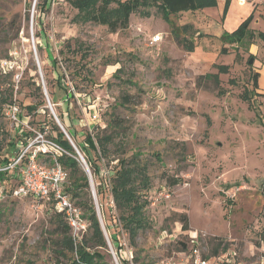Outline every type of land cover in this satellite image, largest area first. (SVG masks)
Here are the masks:
<instances>
[{
    "label": "rangeland",
    "instance_id": "obj_1",
    "mask_svg": "<svg viewBox=\"0 0 264 264\" xmlns=\"http://www.w3.org/2000/svg\"><path fill=\"white\" fill-rule=\"evenodd\" d=\"M247 1L239 5L234 0L227 17L220 14L227 33L250 14L253 30L264 31V0ZM37 2L0 0V63L14 64L7 75L0 67V96L8 99L14 94L18 73L15 95L24 123L7 120L2 114L5 101L0 103V163L10 141L21 138L20 127L28 134L45 131L55 137L53 125L58 124L42 88V96L36 90V85L41 87L37 57L54 112L67 127L72 124L75 144L83 145L85 133H92L103 175L114 171L118 157L132 152L148 162L145 216L150 226L139 231L136 240L145 261H179L181 243L187 252L199 246L210 255L222 241L218 253L226 257L224 264H264V94L248 92V100L241 96L251 87V73L264 64L262 40L256 37L262 46L249 53L221 36L204 31L197 35L209 22L200 11L187 13L191 22L179 25L178 16L168 14L165 19L157 7L142 8L130 15L128 27L113 32L105 25L74 22L77 10L65 0H47L49 8L42 13ZM171 29L179 43L172 32L164 37ZM157 33L162 39L151 44ZM184 42H192L193 51L186 50ZM223 47L226 52H221ZM223 64L227 71L220 72ZM207 73H216L218 79L202 77ZM58 74L73 92L67 99L57 84ZM126 94L129 101L119 104ZM41 98L45 104L37 110L26 108ZM67 113H72V120ZM111 117L122 122L110 134L106 157L94 139L93 125L101 131ZM12 149L11 161L22 145L15 143ZM78 149L86 160V153ZM39 162L47 164L48 157ZM104 201L116 219L111 197L106 195ZM182 215L188 218L187 230L182 229ZM55 219L53 209L34 197L0 200V264H69V254L55 252V241L64 234ZM114 229L119 255L135 264L127 234L118 222ZM101 251L109 264H115L114 258L121 264L111 243Z\"/></svg>",
    "mask_w": 264,
    "mask_h": 264
},
{
    "label": "trees",
    "instance_id": "obj_2",
    "mask_svg": "<svg viewBox=\"0 0 264 264\" xmlns=\"http://www.w3.org/2000/svg\"><path fill=\"white\" fill-rule=\"evenodd\" d=\"M70 6L77 10L72 20L74 22H92L95 24L105 25L110 31H117L128 27L129 18L135 11L147 8L157 7L163 17L166 19L168 14H176L183 10H197L206 6H214L216 0H65ZM114 4V5H113ZM47 0H38L36 8L39 12H46L49 8ZM227 5H225L226 9ZM40 13V14H41ZM39 18L40 19V15ZM144 14H148L147 11ZM253 14H250L245 18L240 25L231 33L224 32L222 37L226 43H235L236 47L243 46L246 49L254 42L255 38H260L264 42V31H255L250 28ZM185 28V27H184ZM174 39L177 43L180 42L178 35L171 29ZM185 38V37H183ZM186 49L191 50L193 43H184ZM237 51V50H236ZM221 52H226L225 47L221 49ZM238 53V51H237ZM239 56V55H238ZM251 56V55H250ZM249 56V57H250ZM57 67V65H56ZM227 65H220L218 70L227 71ZM59 73V72H58ZM258 76L257 71H253L251 77V87L248 85L243 91L241 96L244 100H248L247 93L250 92L253 95H257L256 89L258 88ZM202 77L218 79L217 74L207 73ZM63 75L57 76L58 86L64 90L66 99L68 98V89L61 81ZM36 90L42 91L40 85H36ZM72 96V94L70 95ZM120 103L128 102L129 95H123L120 97ZM5 96H0V103L6 101ZM252 99V96H251ZM52 100V99H51ZM52 102H54L52 100ZM45 102L41 98L38 103H30L26 105V108L30 111L37 110L38 105H44ZM249 105L250 102H249ZM251 107V106H250ZM258 106H253L256 112L260 110ZM46 108V107H44ZM68 114V113H67ZM70 120H72V113L68 114ZM58 118L69 133V135L75 139L76 131L71 126H66L62 121L61 114H58ZM122 120L117 117H111L108 123L101 129L97 125H93L95 131L94 139L98 142L99 147L102 150V156H108L109 148L108 143L112 140L111 135L116 128L121 125ZM55 137H52L58 145H60L68 154H62L58 157L59 162L68 171V183L66 190L70 193L72 199H76L75 203L82 208L83 217L88 221V227L86 233H84L79 239L73 238L69 225L65 222L61 213L54 211L55 222L57 226L64 230V234L61 239L56 240L55 252L62 255L69 254V264H109L105 258V253L101 249H108L107 239L104 231L101 227V222L97 216L94 199L90 194V185L88 176L85 171L80 167L76 153L71 144L64 136L59 127L54 124ZM73 128V131L71 130ZM110 130L109 134L107 131ZM103 132V133H102ZM115 132V131H114ZM117 132H121L120 129ZM27 134L28 132L25 131ZM16 139L10 141L3 153V163L7 164L9 160V153L15 147ZM83 145L76 143L77 146L86 153V161L89 165L92 178L94 179V188L96 193V200L99 207L101 220L108 235L109 241L116 249V255L121 264H129L128 260L122 258L119 255L118 231L114 228L117 222L120 228L127 234L128 242L134 249L133 261L135 264H152L145 261L144 255L141 256V249L137 247V236L139 231L144 230L150 226L148 218L145 216V207L148 205L147 191L149 190V175H148V162L141 161L139 154L132 152L130 155L118 157L117 167L109 175H103L101 164L98 162L100 156H97L96 146L92 140V133L86 132L84 136ZM93 151V156L90 155V151ZM16 171H2L0 172V181L4 182L7 187L12 185L14 181H11V177H16ZM177 182V179H174ZM111 197V200L117 211V222L114 215L110 213V208L105 205V196ZM182 223V229H189L188 218L186 215H182L180 218ZM111 225L114 227L111 230ZM222 241H217L212 248V254H217ZM60 247V248H57ZM186 244L181 243L180 251L186 250Z\"/></svg>",
    "mask_w": 264,
    "mask_h": 264
},
{
    "label": "built area",
    "instance_id": "obj_3",
    "mask_svg": "<svg viewBox=\"0 0 264 264\" xmlns=\"http://www.w3.org/2000/svg\"><path fill=\"white\" fill-rule=\"evenodd\" d=\"M33 11L34 6L32 8V16ZM161 39L162 36L160 33L154 34L150 38V43H157ZM33 48L35 52L34 41ZM36 65L37 71L40 75L41 88L43 87V93L45 97L48 98L37 57ZM0 67L2 69V73L7 75L8 73L12 72L14 64L11 63V61L3 60L2 63H0ZM14 78L16 84L14 91L16 92L19 74L15 73ZM15 92L5 101L2 114L7 120L18 125L19 123H23V121L21 119V107L16 101ZM68 94V96L73 94V92L70 91V88L68 89ZM47 103L52 115L57 117L49 98ZM92 118H96V115L93 114ZM57 119L60 122L58 117ZM60 126L63 128L66 136L73 143V146L77 150V152H75V158L77 159L78 163H80L84 169H89L88 163H86V160L84 159L76 144L73 142L67 130L62 124ZM17 130L21 138H18L16 143H20L22 145V150H20V153L16 159H13L12 161L10 160L5 165H0V172L15 170L17 176L15 177L14 183L9 185V187H7L4 182L0 181V200L7 198L34 197L35 199L42 201L43 203L49 205V207H51V209L54 211L62 214L65 222L69 225L71 235L73 238L77 239L79 234L82 236V234L87 231L88 221L83 217L82 208L73 201L70 193L66 190V185L68 183V171L59 162L58 157L62 154H68V152L58 145L52 137L47 136L45 131L43 133H32L31 131L30 134H26V130H24L22 127L18 128ZM34 143L39 144L34 145ZM41 157H48L47 164L39 162V158ZM90 190L93 193L95 192L94 187L90 188ZM165 195L169 196L167 193ZM104 234L106 235L105 237L107 239V233L104 232ZM207 253L208 252L206 251L203 252L199 246H193L188 252L181 251L178 253L179 256H181L179 261H175L173 257H170L161 261L160 264H218L217 262L224 264L226 257L221 255V253L210 255H207ZM114 260L115 264H118L116 258H114Z\"/></svg>",
    "mask_w": 264,
    "mask_h": 264
},
{
    "label": "crops",
    "instance_id": "obj_4",
    "mask_svg": "<svg viewBox=\"0 0 264 264\" xmlns=\"http://www.w3.org/2000/svg\"><path fill=\"white\" fill-rule=\"evenodd\" d=\"M232 1H234V0H231L230 4H231ZM235 1L239 5H244V4H246L248 2L247 0H235ZM242 1H243V3H241ZM230 4H229V0H216V4L214 6H206V7L197 9V10H183V11H180V12H178L176 14H173V15L179 17L178 18L179 19L178 20L179 21V23H178L179 25H182V24L186 25V24H188V20L191 22V20L188 19L187 13H191L192 14L194 12L200 11V12H202V14L204 16L206 15L205 17H203V19H205L206 21H209V22H207V24H206V29L197 31L196 34L199 35V33L204 31L203 33H205L206 35L207 34H214V35H216L218 37H220V36L222 37L223 33L227 32L228 30H226V28L224 27V23H221V20H219V19H220L221 16L222 17H227L228 11L230 9ZM225 5H227L226 9H225ZM213 10H216V19H217V20H214V21H213V18H212L213 15L211 14L212 12H214ZM220 14H221V16H220ZM179 15H181L182 18ZM252 20H253V18H252ZM242 21L243 20H241V22ZM185 25H183V26L186 28ZM231 27H233V26L230 24L229 28L231 29ZM194 28H200V27H196L195 26ZM250 28L254 29L253 26H251V25H250ZM233 29H234V27L229 32L233 31ZM210 30H212V31H210ZM164 32H165L164 37L166 35H171L170 34L171 31L169 32L168 30H165ZM255 41L256 40H254V42L251 43L248 46L249 53H253V51H257L258 47L262 46V45H259V43L255 42ZM261 42H263V41H261ZM184 43H186V42H184ZM262 44H264V42ZM193 48H194V46H193ZM193 48L191 50H188V49H186V50L193 51ZM257 70H258L259 76H258V88L256 89V91L260 92V94H262V93L264 94V64H262L261 68L257 69Z\"/></svg>",
    "mask_w": 264,
    "mask_h": 264
},
{
    "label": "water",
    "instance_id": "obj_5",
    "mask_svg": "<svg viewBox=\"0 0 264 264\" xmlns=\"http://www.w3.org/2000/svg\"><path fill=\"white\" fill-rule=\"evenodd\" d=\"M252 60H253V59L251 58V59L249 60V63H251ZM42 88H43V87H42ZM46 100H47V102H48V98H46ZM47 106H48V103H47ZM53 117H54L55 121L57 122V124L60 126L61 124H60V122L58 121L57 117H55L54 115H53ZM60 127H61V126H60ZM61 130L63 131V133H64L65 136H66V133H65V131L63 130L62 127H61ZM66 138H67L68 141L70 142V144H71V146L73 147L74 151L77 152L76 148L73 146V143L69 140V138H68L67 136H66ZM82 168H83V167H82ZM83 170L86 172V174H87V176H88V180H89L90 188H93L94 186H93V180H92V175H91L90 169H87V168L84 169V168H83ZM91 194H92V197H93V199H94V204H95V209H96L97 216L99 217V221L101 222V227H102L103 231L105 232V229H104V226H103V223H102V220H101V215H100L99 207H98L97 200H96V194H95V192L93 193L92 191H91ZM105 236H106V235H105ZM107 243H108V245H110V242H109L108 238H107Z\"/></svg>",
    "mask_w": 264,
    "mask_h": 264
}]
</instances>
